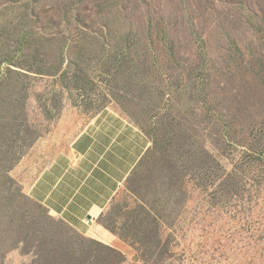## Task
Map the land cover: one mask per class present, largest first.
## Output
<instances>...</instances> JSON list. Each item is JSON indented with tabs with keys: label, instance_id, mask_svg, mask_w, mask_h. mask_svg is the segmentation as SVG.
Listing matches in <instances>:
<instances>
[{
	"label": "rangeland",
	"instance_id": "rangeland-1",
	"mask_svg": "<svg viewBox=\"0 0 264 264\" xmlns=\"http://www.w3.org/2000/svg\"><path fill=\"white\" fill-rule=\"evenodd\" d=\"M109 110L149 140L112 243L28 195ZM0 264H264V0H0Z\"/></svg>",
	"mask_w": 264,
	"mask_h": 264
},
{
	"label": "crops",
	"instance_id": "crops-1",
	"mask_svg": "<svg viewBox=\"0 0 264 264\" xmlns=\"http://www.w3.org/2000/svg\"><path fill=\"white\" fill-rule=\"evenodd\" d=\"M149 147L116 111H102L59 153L28 195L81 235L103 230L99 217Z\"/></svg>",
	"mask_w": 264,
	"mask_h": 264
},
{
	"label": "bare ground",
	"instance_id": "bare-ground-1",
	"mask_svg": "<svg viewBox=\"0 0 264 264\" xmlns=\"http://www.w3.org/2000/svg\"><path fill=\"white\" fill-rule=\"evenodd\" d=\"M91 234H94L99 240L104 242H111L113 241V238L109 236L104 230L97 229V231L91 232Z\"/></svg>",
	"mask_w": 264,
	"mask_h": 264
}]
</instances>
